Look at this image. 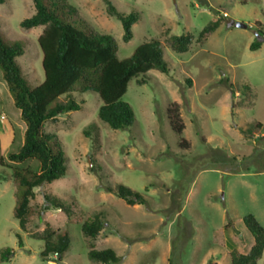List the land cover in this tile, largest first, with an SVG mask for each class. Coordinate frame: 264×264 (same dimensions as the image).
Returning <instances> with one entry per match:
<instances>
[{
    "label": "rangeland",
    "instance_id": "obj_1",
    "mask_svg": "<svg viewBox=\"0 0 264 264\" xmlns=\"http://www.w3.org/2000/svg\"><path fill=\"white\" fill-rule=\"evenodd\" d=\"M109 1L120 13L139 14L128 42L104 0L67 3L87 25L115 38L119 59L159 40L170 70H149L145 84L128 82L122 99L135 120L126 129H112L99 119L101 101L90 91L72 94L84 102L79 110L44 123V131L61 143L67 169L34 189L24 230L13 215L17 187L11 168L17 164L8 154L21 146L25 125L0 73V252H14L0 264H100L88 257L92 247L112 248L118 264H231L232 250L247 253L253 243L244 217L252 214L264 227V41L257 50L249 48L257 24L264 23V0H208L215 12L201 0ZM34 12L33 0L0 3V31L24 46L16 61L31 87L44 79L37 44L43 27L25 29L20 22ZM215 20L218 27L198 41L199 31ZM236 21L247 28L235 27ZM186 33L194 36L187 51H172L171 36ZM244 85L250 88L245 94L232 93ZM174 104L184 126L179 135L166 112ZM257 123L262 125L257 133L243 132ZM90 124L96 132L87 137L83 130ZM18 165L38 169L34 159ZM106 183L138 190L145 203L127 204L105 191ZM45 194L63 201L68 211L48 206ZM96 213L104 227L91 239L80 224ZM58 231L69 233L68 250L43 260L44 237ZM263 260L264 249L257 264Z\"/></svg>",
    "mask_w": 264,
    "mask_h": 264
},
{
    "label": "trees",
    "instance_id": "obj_2",
    "mask_svg": "<svg viewBox=\"0 0 264 264\" xmlns=\"http://www.w3.org/2000/svg\"><path fill=\"white\" fill-rule=\"evenodd\" d=\"M4 1L0 0V3ZM104 1L108 12L121 21L123 41H130L133 36L132 26L138 21L139 14L120 13L109 0ZM33 3L35 12L24 18L20 26L25 29L43 27L37 38L44 74L41 84L36 87L28 84L16 61V57L24 53V46L19 41H9L0 31L1 77L25 125L21 146L16 152L8 154V159L17 164L11 168L12 180L17 187L13 215L22 230L26 228L32 212L30 201L35 197L34 189L64 176L67 169L61 143L54 133L44 131V123L55 119L61 113L79 110L84 102L77 101L72 94L90 91L101 101L97 110L99 119L112 129H126L135 120L133 109L122 99L128 82L135 79L139 84H145L150 79L149 70L156 69L162 73L170 70L168 62L163 58L162 44L157 39L152 38L140 44L129 57L119 59L115 38L87 25L78 16L77 8L69 5L67 0H33ZM218 25L219 21L215 20L204 26L197 34V40L202 42ZM262 25L264 23L257 24V37L249 46L251 50L259 49L262 40L264 41ZM193 38L190 33L171 36L168 45L172 51L183 53L187 51ZM229 86L233 88L232 83ZM247 89H250L249 86L244 85L242 92L236 88L232 93L239 92L243 95ZM61 96L63 99H60ZM166 112L172 131L181 134L184 126L179 119L177 106L174 104ZM261 127L257 123L243 132L254 134ZM94 131L95 125L90 124L83 133L89 137ZM28 159L37 161V170L18 165ZM0 165L4 166L1 155ZM105 191L113 193L130 205L145 203L141 192L122 183H106ZM44 199L48 206L68 211L65 203L58 198L45 194ZM103 219L101 214L96 213L91 219L83 220L80 224L81 232L86 237L95 239L104 227ZM243 222L253 243L247 253L232 250L231 264H257L264 249V227L252 214L246 215ZM18 242L22 246L21 239ZM70 243L71 237L67 231L48 233L44 237L40 256L43 260L54 254L61 257ZM13 254L11 248L1 250L0 261H9ZM88 257L100 264H118L120 261L112 248L92 247L88 250Z\"/></svg>",
    "mask_w": 264,
    "mask_h": 264
},
{
    "label": "water",
    "instance_id": "obj_3",
    "mask_svg": "<svg viewBox=\"0 0 264 264\" xmlns=\"http://www.w3.org/2000/svg\"><path fill=\"white\" fill-rule=\"evenodd\" d=\"M200 4L209 8L213 12H215V10H216V8H214L208 0H201ZM233 25L235 27H239V28H247V25L245 23L239 22V21L233 22Z\"/></svg>",
    "mask_w": 264,
    "mask_h": 264
}]
</instances>
